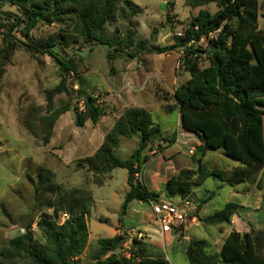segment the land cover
<instances>
[{"label": "trees", "instance_id": "16d2710c", "mask_svg": "<svg viewBox=\"0 0 264 264\" xmlns=\"http://www.w3.org/2000/svg\"><path fill=\"white\" fill-rule=\"evenodd\" d=\"M188 7L197 8L214 3L217 11L211 14L200 10L191 20L182 37H176L175 45L158 48L146 47L145 41L135 45V51L128 57L135 59L141 53L167 54L176 48L184 50L183 66L189 79L177 86L172 98L180 116V128L198 137L202 145L195 149L193 157L199 155L196 169H181L164 184L168 197L178 195L182 200L192 197L193 188L201 186L208 178L226 182L235 188L251 182L260 173L264 177V31L258 29L257 20L260 5L257 0H183ZM4 4L15 7L18 14L3 12ZM93 7V12L84 10ZM137 6L125 0L118 16L121 20H131L138 14ZM114 0H0V15L5 29L3 48L0 51V68L6 65L18 45L12 42L13 31L29 40L30 31L39 24L62 25L61 32L45 44L18 42L28 53L44 49L66 74H77L71 58H59L52 47L70 46L79 40L93 48L107 46L108 60L120 56L115 36L106 38V26L113 20ZM63 31V33H62ZM216 32L209 39L204 52L208 55V65L199 66V57H191L193 49L190 41L198 42ZM130 34L125 36V47L131 45ZM64 91L63 84L46 96L45 115H37V109L29 110L23 126L34 139L46 146L58 118L70 110L69 105L52 110L53 94ZM85 111L74 107L75 125L82 127L90 120L95 124L101 116L97 100L90 96L84 101ZM170 110L171 108L168 107ZM160 133L154 126L148 112L129 108L115 121L104 137L102 144L91 157L84 160L87 170L95 178L110 174L116 168L127 170L126 184L129 188L120 206L118 221L126 214L128 206L134 202H160L161 195L148 191L138 179L139 159L153 141L150 137ZM137 138L136 149L130 157L122 161L114 154L120 139ZM170 146L175 138H160ZM223 150L224 154L238 165L231 171L208 169L201 158L207 153ZM148 156L143 157L145 162ZM80 167V166H79ZM260 180V178H259ZM101 186L103 181L96 180ZM34 206L39 212L51 210L54 218L45 215L37 222L43 243L38 242L30 231L10 239L5 248L0 249V264H77L86 245L89 216V191L69 188L55 183L53 175L38 172L33 190ZM206 200L197 203L196 212ZM244 207L227 203L212 215L200 218L204 225H229L231 218ZM66 215L59 224L55 220ZM182 228V225L180 226ZM125 239L121 235L97 240L98 250L93 256L94 264H168L160 256L151 255L149 244L132 239L123 253ZM208 244L201 240H190L184 254L190 264H264V229H250L243 234L232 231L224 239L217 254L207 252ZM122 251V252H120Z\"/></svg>", "mask_w": 264, "mask_h": 264}, {"label": "rangeland", "instance_id": "374dc122", "mask_svg": "<svg viewBox=\"0 0 264 264\" xmlns=\"http://www.w3.org/2000/svg\"><path fill=\"white\" fill-rule=\"evenodd\" d=\"M124 1L114 0V17L105 31L106 38L115 36L116 46L121 50L116 59L106 58L109 51L107 46L90 48L81 40L66 47L56 46L59 58H71L74 61L77 74H66L44 49L31 54L18 44H28L29 41L45 44L63 30L61 24H39L30 31L29 40L21 37L18 31L12 32L15 38L12 42L19 47L3 69L0 68V249L5 248L10 239L24 233L29 225L33 237L43 243L37 222L42 215L49 218L54 216L51 210L39 212L35 209L33 190L38 172L46 170L53 175L55 183L84 189L91 194L86 221L88 236L83 253L76 260L77 264H94L93 256L98 250L97 240L115 235H121L125 239L123 253L131 245L132 239L136 238L152 246L154 249L150 250L151 255L162 257L168 264H190L184 254V247L190 240L205 241L209 254L219 252L221 241L218 240L217 227L202 224L193 226L189 223L191 217L195 216L196 209H185L188 215L185 230L182 224V228H173L165 235L159 232L158 223L148 203L132 202L120 223V206L129 190L126 184L127 170L116 168L110 174L97 178L87 170L84 160L94 154L115 121L129 108H140L148 112L161 134L176 137L183 132L172 93L175 84L178 86L189 79L183 66L184 50L176 48L162 55L141 53L135 59L128 56L134 53L135 45L139 41H145L146 47L163 48L175 45L176 34H184L200 10L211 14L217 11L214 3L192 8L186 6L183 0H129L138 8V14L129 21L121 20L118 16ZM257 1L260 5L257 26L264 31V0ZM1 11L18 14L16 8L8 4H4ZM91 12L93 7L84 10L90 16ZM1 17L0 15V24L4 22ZM4 31L5 29L0 28V51L4 46ZM127 34H130L132 40L131 45L125 47ZM207 43L208 39L196 46L205 50ZM76 51L83 53L79 55ZM207 65L208 55L202 54L199 66ZM127 70H130L134 79L130 87L124 86V72ZM61 84L64 91L53 94L52 110L66 105H69L70 110L58 118L49 143L43 146L40 140L27 133L23 121L29 110L33 109L38 110L37 115L44 116L47 93ZM109 86L112 90H121L114 94L106 90ZM87 96L97 100L101 116L95 124L88 120L82 127H77L73 108H78ZM137 143V138L120 139L118 148L114 150L115 156L122 161L127 160L136 149ZM166 146V142L159 138L143 151L139 159L138 179L140 178L139 181L148 191L160 194L161 201L182 206L184 202L180 196L166 195L165 180L176 166L187 162L196 165L199 155L191 157L188 153L193 147L192 144L186 146L185 150L178 145L164 151ZM152 152L154 154L151 155ZM172 154H175L172 160L166 159ZM144 156H148L145 162ZM201 162L208 169L226 172L238 165L223 150L207 153L201 158ZM97 179L103 181L101 186L96 184ZM229 190L225 182L211 177L203 185L193 188L192 198L210 197L207 206L203 208V215L210 216L227 203L236 204L246 200L245 194L249 191H258L264 198V177L259 173L253 181L238 186L236 191L244 194L229 198ZM252 217L258 222L253 227L257 230L264 229V212L255 213ZM64 219L65 216L61 215L55 221L60 224ZM243 226L248 231L253 229L250 224ZM243 233L245 232L242 231L241 234Z\"/></svg>", "mask_w": 264, "mask_h": 264}, {"label": "crops", "instance_id": "0c3cea01", "mask_svg": "<svg viewBox=\"0 0 264 264\" xmlns=\"http://www.w3.org/2000/svg\"><path fill=\"white\" fill-rule=\"evenodd\" d=\"M124 73H125L124 86L125 87H130V84L133 82L134 79L131 76L130 70H127V72H124ZM175 85L177 87V84H175ZM142 86H143V84H141V88H142ZM176 87L173 88V91H174V89ZM106 90L108 92L111 91L114 94H117V93L120 92L121 88L112 90V87L109 86V87H106ZM138 109H140V108H138ZM166 137H168L167 134H166ZM168 138H171V137H168ZM174 138H175V141H174V143L172 145L168 146L167 142H166L167 146L164 148V151H168L170 148H172L174 146H178V145L182 146L184 148V150H185L186 146L192 144L193 147H191L188 151L192 150L193 154H194L195 149L202 145V143H201V141H200V139L198 137H196L192 133H188V132H185V131H183L181 134H178ZM152 154H154V152H152L151 155ZM193 154L191 155V157H193ZM174 155L175 154H172L171 156L166 157V159L172 160ZM196 167H197L196 165H193V164L188 163V162L186 164H182L180 166H176L170 171V175H169L170 177H167L165 181H167L169 178H171L174 174H176L181 169H196ZM234 167H236V166H233L232 168H234ZM229 188H230L229 196H228L229 198L235 197L237 195L244 194V193H241V191H236L237 187H235V188L229 187ZM245 197H246V200H242V201H240V203H236V205L244 207L245 210L238 211V213L231 218V222H230L229 225H213V226L217 227V229H218V234H219L218 240L221 241L220 247L222 246V243H223L224 239L226 238V236L230 232H232V231H236V232H239V233H241L242 231L247 232L248 230L245 229V227L243 226L244 224L245 225L250 224V226L253 229L257 230V228L253 227V226H256L258 224V222L252 216L255 213L264 212V204H261V203H264V198H262L261 193L258 192V191L254 192V193L249 191V193L245 194ZM203 200H206L205 201L206 203L201 204L200 209L198 210V212H195V214H197V216H199L200 218H204V217H207V215H203V208L205 206H207L208 201L210 200V197L204 198V199H198V198L197 199H193L191 197L189 200H182V201L184 202V204L187 203V207L190 209V211H193L194 209L197 208V203L200 202V201H203ZM189 223L191 225H193V226L202 224V223H200L198 221V219L195 216L191 217V219L189 220ZM202 225H204V224H202ZM206 226H208V225H206ZM183 229L185 230V222L183 223ZM165 234L166 233H164L162 235H165ZM171 239H172V237H171ZM182 239H183V237H182ZM186 246L184 247V251H185Z\"/></svg>", "mask_w": 264, "mask_h": 264}, {"label": "built area", "instance_id": "2783aa9c", "mask_svg": "<svg viewBox=\"0 0 264 264\" xmlns=\"http://www.w3.org/2000/svg\"><path fill=\"white\" fill-rule=\"evenodd\" d=\"M184 34L178 33L176 34V37H182ZM216 35V32L209 34L207 38H201L198 42L190 41L187 44L188 48L193 49L194 53L191 55V57H199L203 54H206L204 50H200L196 45H198L201 41H204L206 39H212ZM208 46V43L206 45V48ZM184 54V53H183ZM185 55V54H184ZM183 55V57H184ZM78 110L81 112L85 111V105L84 102L80 103L78 105ZM190 155L193 154V151H188ZM152 213L155 217L156 222L159 226V231L164 233H169L174 228L180 227L186 220H187V214L185 212V209L187 208V203L180 206L179 204H174L171 202L166 201H160V202H150ZM66 217V215H64Z\"/></svg>", "mask_w": 264, "mask_h": 264}, {"label": "water", "instance_id": "95a60500", "mask_svg": "<svg viewBox=\"0 0 264 264\" xmlns=\"http://www.w3.org/2000/svg\"><path fill=\"white\" fill-rule=\"evenodd\" d=\"M52 49H53L54 52L59 53L57 47H52ZM76 53L79 54V55H82L83 52L76 51ZM165 136H166V134H161V133L153 134V135L150 137V140H151V141H155L156 139H159V138H165Z\"/></svg>", "mask_w": 264, "mask_h": 264}]
</instances>
